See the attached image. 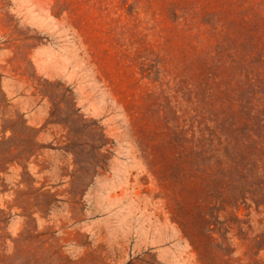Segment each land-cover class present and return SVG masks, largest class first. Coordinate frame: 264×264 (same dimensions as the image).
Masks as SVG:
<instances>
[{"label": "rangeland", "instance_id": "rangeland-1", "mask_svg": "<svg viewBox=\"0 0 264 264\" xmlns=\"http://www.w3.org/2000/svg\"><path fill=\"white\" fill-rule=\"evenodd\" d=\"M0 264H264V0H0Z\"/></svg>", "mask_w": 264, "mask_h": 264}]
</instances>
